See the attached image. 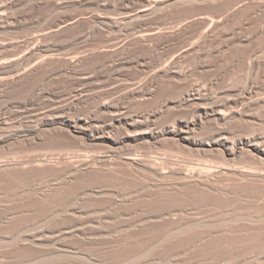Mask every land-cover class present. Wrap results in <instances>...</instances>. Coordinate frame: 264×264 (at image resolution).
<instances>
[{"label": "rangeland", "instance_id": "1", "mask_svg": "<svg viewBox=\"0 0 264 264\" xmlns=\"http://www.w3.org/2000/svg\"><path fill=\"white\" fill-rule=\"evenodd\" d=\"M10 1L12 0H0V4ZM16 1L14 0V2ZM215 1L212 4L206 0L198 1L197 4L192 3L193 6L188 4L190 8L185 4L184 6L169 7V10L165 8L164 11L161 10L162 13L158 11L145 17L147 19L139 18L140 20L137 19V22L133 21L129 24L128 31L110 28L105 23L90 20L92 14H119L121 10H124V5L120 0L17 1L8 9V13L10 16H17L18 20L13 23L14 25L10 24V27L6 21L0 23V40L14 41V46H8V50L6 49L3 54L6 56L9 53L13 54L15 50L19 51L20 48L39 46L41 48H61L59 51L61 56L71 55L78 51L85 52L89 48H111L112 44L114 48H117L120 46L118 42L122 44L124 40L129 42L125 48H180L194 42L195 48H264V10H255L252 5L245 9L246 12L242 11L243 14L251 15L246 17L241 12L235 15L236 17H230L228 22L226 21L221 26L222 28H219L220 30L217 29L216 33L214 31L215 34L212 32L204 35L205 29L201 22L197 21V24L194 21L195 25L192 23L193 26L188 27L189 31L184 30V34L179 32L180 35L176 33L177 38L173 36L175 34L172 32L175 30L173 28H177L178 24L183 23L193 14L204 13V15L213 17V15H222L219 12L221 10L225 15L227 14L226 8L231 10L228 5H232V3L234 5L235 2L232 0L234 2L230 4L231 0H224V3L221 0ZM142 2L143 0H132L128 4L129 7H137ZM226 2L229 4L226 5ZM215 3L219 5L217 6ZM220 4L225 6V9L223 6L221 8ZM252 9L254 11H251ZM70 17L81 19L70 28L62 29L46 38H37L35 41L28 40L34 35H38L46 27ZM237 17L242 19L238 20ZM182 20L183 22H181ZM158 26L163 28H161L164 30L163 35L159 34V36L153 37V41L148 40L147 42L150 43L133 39V34L136 31ZM166 30H171V34L169 31L166 32L169 36L172 35L171 37L165 33ZM131 32L132 36H130ZM198 41L199 43H196ZM105 56H100L98 60L94 59L100 63L101 59H104V61L102 60L103 65L94 64L93 59L94 63L86 59L88 64L82 62V67H80L81 65L77 66L73 72L65 69L66 64L64 65L65 62L62 59L60 62L57 59V62L50 63L52 65L54 63V66L46 65L48 68L46 66L40 68V71H35L38 74L33 72L32 75L30 74L31 76H26V80L19 79L17 82L0 83V163L8 164V169H0V264H264V209H252V206L250 208L249 205H244L246 200H239L237 194L238 202L243 200L241 205L240 202H237L235 194L230 197H235L232 199L236 203L232 200L230 202V198L225 200L224 197L219 196L221 199L223 198V202H230L226 205L221 203L218 196L216 199L214 195H207L203 190L202 192L198 191L202 194L191 193L196 188L194 191L191 188L187 189L194 196L188 197L186 193L188 191L185 192V190L180 195L182 190L181 193H177L183 197L187 196L178 198L172 197L177 195L172 190H167V193L169 191L176 195L172 193L170 196L171 193H168L169 196H167L166 191H163L164 195L160 194L165 189H160L161 191L156 189V191L155 187H147L156 193V195L153 193L155 196L153 194L150 196L152 190L148 189L149 192H146L147 188L141 187L144 190L142 191L140 186L137 187L139 184L133 185L130 181L126 182L127 180L122 176L120 177L124 181L117 176L120 180L113 182L106 172L105 175V173L102 174V171L100 174L89 170V173L87 170L84 173L75 171L74 169L79 165L81 159L100 155L101 149L98 147L85 144L61 129L45 130L40 136H35L32 133L40 121L38 119L42 116L38 117V113H44V110L49 109L55 102V104L62 102L63 105H68L75 96L77 87L88 86L86 88H90L89 92H91L94 91L92 87L96 82H104L105 78L102 75L108 72V70L105 72L106 69H110V67L106 68V65H109L110 57L104 58ZM10 58H12L11 55ZM107 58L108 60H105ZM89 65L90 68H88ZM91 65L94 66L91 67ZM93 67L97 70H94ZM91 68L93 71L89 72L102 75L87 82V85L86 83L82 84L78 78L81 76L80 72H88L87 70ZM60 69L61 71H59ZM75 83L77 84L75 85ZM90 83L93 84L88 85ZM34 88L37 89L34 90ZM33 91L40 96L36 97L34 94L32 96L34 98H32ZM54 93L58 98L52 97ZM61 93H66V95H61ZM70 94L73 95L71 99H69ZM62 97L65 101H62ZM90 97L95 100L89 97L85 98L83 104L75 106L70 115H87L97 100L93 93ZM58 99L62 100L57 102ZM63 102L68 103L64 104ZM158 150L160 151H158L159 155L166 153L167 156L173 157L172 166H177L176 162L189 164L195 161L194 164H196L199 157L198 154L189 153L170 143ZM39 162L43 164L39 165ZM104 163L107 162L102 164L104 165ZM70 171L80 172V174L76 173V175ZM72 174L76 177H73ZM114 179L117 181L116 177ZM145 179H150V182L152 180L149 177H145ZM129 183L132 184L129 185ZM112 185L120 187V189L123 188L121 190L125 189L126 191L123 192L128 198L130 194H134L132 195L134 198L135 193H138L139 190H141L140 195L138 198L131 197L132 200L131 198L129 201L128 198L125 200L121 195L109 192L110 188L108 189L107 186ZM98 187L107 190L102 193L96 192L94 189L98 190ZM117 187L115 188L119 190ZM115 188L111 189L115 190ZM133 188L139 190L136 191ZM132 189L135 192H132ZM141 192H146V195ZM242 192H245L243 193L245 197L242 194L240 196L248 198L250 191L241 190ZM147 193H150L149 196ZM204 193L207 198L203 195ZM107 194L111 196L115 194L118 198L114 197V199L123 200L122 203L125 204V207L122 204L119 206L123 208L114 207L116 205L112 204L115 203L114 199ZM255 194L257 193L252 195L255 196ZM209 198L213 201L215 199L220 201L209 202L207 201ZM126 204L128 205L126 206ZM242 206L246 207L242 208ZM166 212L174 213L173 217L176 216V219L180 220V223H177V220L175 222L181 224V227H179L180 225L174 226V220L170 222L165 219L168 224L165 221V223L162 221L163 224H161L158 215H154L159 214L160 216V213L163 215ZM249 214L254 216L250 217L254 218L253 225L249 220ZM151 215L155 216V223L159 221L158 224H149L153 219ZM233 217H235L234 220ZM258 217H263V219L260 220ZM148 218L150 222L145 223V221H149ZM182 219L186 222L184 221V223ZM188 219L191 221L197 219V222L198 219L209 220L207 222L210 224L199 220V224L192 222V225L185 228L186 223H191V221L187 222ZM170 223L174 225H169ZM230 229L234 231L229 232ZM177 230L182 233L178 234Z\"/></svg>", "mask_w": 264, "mask_h": 264}, {"label": "bare ground", "instance_id": "2", "mask_svg": "<svg viewBox=\"0 0 264 264\" xmlns=\"http://www.w3.org/2000/svg\"><path fill=\"white\" fill-rule=\"evenodd\" d=\"M12 1L0 4V23L6 21L8 22V27H10V24L11 26L14 25L13 23L18 20L17 16L9 15L8 9L15 5L17 1L22 0ZM120 1L124 5V10H121L119 14L117 13L118 15L92 14L90 20L105 23L110 28L128 31L129 24L139 18L147 19L145 17L155 14L158 11L161 12V10L164 11L163 9L165 8L169 10L174 6H184V4L190 8L188 4H197L198 1L204 0H143L142 4L137 7H129L128 3L132 0ZM206 1L211 2V4L212 2H216L215 0ZM221 1L223 3L225 2L224 0ZM227 2L226 5L234 1ZM216 5L218 6L219 4ZM250 5L255 10H264V0H235L234 5L233 3L232 5H228L231 10L226 8L225 11L227 14L225 15L219 10L222 13L220 16L213 15L212 17V15L197 13L189 18L187 17L188 19L186 18V21L183 22L182 20L181 22L183 23L178 24L179 27L177 25V28H173L175 29L172 31L175 33L173 36L176 33L180 35L179 32L184 34V30L186 29L189 31L188 27L194 21L195 23L197 21L201 22V25L205 29V31L202 30L203 34L205 33L204 35L212 32V34H215L217 32L216 30L229 20L230 17L240 14L242 11L246 12L245 9L251 7ZM251 11L254 10L252 9ZM244 12L241 14L246 15V17L251 15L249 14L250 10L248 12L249 15L243 14ZM242 15L241 17L244 18ZM237 18L238 20L242 19L240 17ZM79 19L81 18L70 17L55 25L46 27L38 35H34L28 40L35 41L37 38H46L53 33L55 34L62 29L65 30V28H70V26L77 24ZM161 28L158 26L151 29H138L139 31L135 30L136 32L134 31V34L131 32L130 36L133 34L134 40L147 42L150 39L152 40L153 37L155 38L157 35L162 34L164 30ZM168 31L166 30L165 33ZM204 35L203 37L205 38ZM175 38L177 37L175 36ZM130 39L132 40V37ZM125 41L122 44L118 42V45L122 48H119L120 46L114 48L112 44L111 46L113 48H89L85 52L78 51L71 55L61 56V52H59L61 48H41L39 46H33L32 48H20L19 51L14 49L13 54L9 52L7 54L5 52L8 56H4V51L6 49L8 50V46L12 45L13 47L14 41L0 40V83L17 82L19 79L26 80V76L33 72L35 73V71L37 72V70L40 71V68L42 69L53 61L57 62L59 60L60 62V59L65 62L64 65L66 64L65 69L68 71L72 70L73 72L82 62L86 63L87 61H92V59L98 60L100 56L103 57L106 55L110 57V60L108 58L105 59L109 61V65H106V68L110 67V69L105 70V72L108 70L106 72L107 75L100 73L105 78L103 79L104 82L101 81V85V82H96L94 87H92L94 91L91 92H89L90 88H86L88 86L84 87L83 85L81 88L77 87L75 89V96L72 99L71 97L73 95H69V99H71L70 104L66 102L68 105H63L60 102L62 99H58L56 101L60 102L59 104H55L56 102L54 101L55 103L52 106L49 105L51 107L44 110V113H38V117H40L39 115L42 116L38 119L40 121L32 131L35 136H40L42 131L45 130L61 129L69 132L70 135L85 144L93 145L101 149L99 156L81 159V162L78 163L79 165L77 164L78 166H75V169L73 168L75 171L84 173V171L87 170L88 172L89 170L99 174L101 171L102 174L106 172L109 179L111 177L113 182H118V180L124 177L127 180H125L126 182L130 181L133 185L139 184L137 187L140 186V188L155 187L154 190L165 189L160 190L161 192L159 191L160 194L163 193L162 195H164L165 191L166 195L171 193V196L173 192H169L170 190L176 193L183 190L182 193L180 192L181 194L177 193V195H182L185 190V192H189L186 193L190 197V195H196V193L202 194L201 192L203 190L207 195H214L216 199L217 196H222L225 200L230 198V202L231 200L233 202L234 199L232 198L235 197L238 202L237 198L239 196V200H246L245 204L243 203L244 205H249L250 208L252 206V209H264V48H195V42L180 48H125L129 44V42ZM199 41L196 43H199ZM115 43L117 44V42ZM10 55L12 58H10ZM86 59L87 61H85ZM96 60H94L95 63L92 62L99 64L100 62ZM102 60L104 61V59H101V63ZM101 63L100 65H103ZM98 64L97 66L99 67ZM54 65L53 63L52 66ZM88 68H90V65ZM102 68L104 69V67ZM93 69L97 70L94 67ZM90 70L93 71L91 68L87 70L88 72H80L81 76H77L82 84L86 83L87 85V82L100 77L99 74L96 75L89 72ZM95 72L99 73L100 70L99 72ZM92 84L90 83L88 85ZM70 92L72 93V91ZM55 93L53 96H50L58 98L55 96L57 93ZM92 93L97 100L92 105L90 112L85 116L70 115L73 108L79 104H83L85 98H91L90 95ZM34 94L35 92L33 91L31 97ZM62 94L66 95V93ZM44 95H46L45 92ZM38 96L40 95H36V97ZM69 96L67 95V97ZM62 101H65L64 98ZM63 103L66 104L65 102ZM169 143L179 149L187 150L189 153L198 154L199 161L197 158L196 164H194L195 161L189 164L176 162L178 165L172 166L173 157L167 156L166 153H164L165 155L161 153V156L158 153V149ZM105 161L107 163L103 165L102 163ZM41 164L43 163L39 165ZM0 169H8V164L0 163ZM78 173L80 174V172ZM76 175L72 174L73 177H76ZM142 175L146 178L149 177L152 180L156 179L155 181H159H153V183L151 180L150 182V179H145ZM114 177H116L117 181L115 179L113 180ZM132 183H129V185ZM112 186H107L108 189L110 188L109 192L121 195L125 200L128 198L127 195H124L123 191L125 189L121 190L123 188L120 189V187L115 186L122 193L114 185ZM99 187L98 190H96L97 188L94 190L100 193L107 190ZM111 188H115V190ZM189 188L192 191L196 188L195 193L191 192L193 193L191 194L187 190ZM137 189L134 190L138 191L139 189ZM148 189L145 191L149 192V190H152ZM134 190L132 192H135ZM141 190L138 191L139 194L135 193L134 198L132 196L134 194L128 195L129 198H138ZM154 190H152L153 192L150 196L156 195ZM167 190H169L168 193ZM241 190L250 191V196L246 193L248 198H244L245 195L243 193L245 192L241 193ZM198 191L201 192L198 193ZM176 193L173 194L176 195ZM254 193L257 194L254 196L252 195ZM125 194L127 193L125 192ZM147 194L149 196L150 193ZM206 194H203L205 198H207ZM241 194L244 197L240 196ZM107 195L109 196L110 194ZM116 195L114 194L111 198H118ZM177 195L172 197L185 198L187 196ZM230 195L235 197H230ZM116 198L114 200L112 199L115 201L112 204H116L114 207H118L121 204L125 207V204L122 203L123 200H116ZM129 198L127 199L128 201ZM209 199L207 201H213ZM216 199L213 202L217 201ZM218 199L221 200V203L224 201L223 198L221 199L219 197ZM225 202L223 203L226 205L230 203ZM241 202L239 203L240 205ZM238 203L237 205H239ZM243 206L242 208L246 207ZM168 212L163 215L160 213V216L159 214L154 215H158V219L161 220L160 223L162 221L166 222L165 219L170 222L174 220L175 225L172 224L174 226L180 225L179 227H181V224H176L175 222L177 220V223H180V220L176 219V216L173 217L176 211L174 210L173 214ZM249 215V218L251 216L254 217L252 214ZM155 216H152L151 223H149V218V221H145V223H159L156 220L157 218H155L157 222H154ZM259 219L261 220L263 217ZM199 220L198 222L204 219ZM249 220L252 222L250 224L253 225L254 218H250ZM182 221L186 222L183 219ZM189 221L191 219L187 220V222ZM194 221L192 219L191 223L182 225L186 228L190 224H195L197 219ZM207 223L210 224V222ZM256 223H258L257 220ZM166 224L168 223L166 222ZM172 224L170 223L169 225ZM177 231L178 234L182 233L179 230ZM177 231L175 232L177 233ZM232 231L234 230H229V232Z\"/></svg>", "mask_w": 264, "mask_h": 264}]
</instances>
